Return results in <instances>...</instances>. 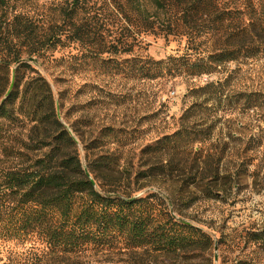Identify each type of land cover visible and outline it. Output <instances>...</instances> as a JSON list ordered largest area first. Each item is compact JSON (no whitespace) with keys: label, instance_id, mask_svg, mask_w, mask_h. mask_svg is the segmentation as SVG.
<instances>
[{"label":"rangeland","instance_id":"374dc122","mask_svg":"<svg viewBox=\"0 0 264 264\" xmlns=\"http://www.w3.org/2000/svg\"><path fill=\"white\" fill-rule=\"evenodd\" d=\"M79 1L75 26L62 14L64 8L72 10L75 0L33 1L43 30L55 23L62 36L30 58L32 69L24 76L49 81L58 118L77 142L96 187L122 195L154 193L152 216L166 217L170 210L178 221L203 230L211 242L177 252L118 244L58 256L35 236L0 238V264H237L240 257L264 264V248L246 238L264 222V43L252 40L251 32L232 35L235 24L251 29L244 0H218L224 20L214 31L208 28L215 23L212 16H186L183 0L167 1L165 9L147 1L145 18L134 11L135 17L128 14L131 21L120 13L117 0ZM238 46L252 47L253 54L223 62L199 78L141 77L144 60L187 53L207 58ZM152 62L150 73H157ZM206 83L209 88L197 100L206 99V106L197 107L189 121L199 126L202 118L207 124L217 120L210 138L185 152L145 151L180 128L182 115L196 102L189 88ZM199 149L201 155L195 153ZM207 155L219 161L216 177L195 174L197 160Z\"/></svg>","mask_w":264,"mask_h":264},{"label":"trees","instance_id":"16d2710c","mask_svg":"<svg viewBox=\"0 0 264 264\" xmlns=\"http://www.w3.org/2000/svg\"><path fill=\"white\" fill-rule=\"evenodd\" d=\"M33 1L0 0V238L26 241L35 236L44 243L46 251L58 256L114 248L118 244L127 248L149 246L168 252L208 247L209 235L193 224L178 221L170 210L166 217L152 216L156 205L154 193L122 195L114 189L95 186L89 170L83 166L77 142L58 118L49 81L37 75L27 79L24 76L27 69H32L30 58L42 55L62 36L55 31V23L43 30ZM75 1L72 10H62L72 26L76 25L78 5H82L81 1ZM147 1H155L165 9V3L172 0H117L116 5L123 17L131 21L134 11L140 13L138 17L145 18ZM183 1L187 2L186 16L209 14L215 22L209 30L219 29L224 18L218 12V0ZM241 4L251 15V31L235 24L232 35L251 32L252 40L264 43V2L244 0ZM251 48L220 50L207 58L187 53L156 62L144 60L140 63L141 77L156 79L168 74L199 78L223 62L252 55ZM150 62L157 66V73H150ZM209 86L206 83L189 88L191 94H196V102L182 115L180 128L171 136H163L156 145H148L145 151L185 152L210 138L217 120L207 124V119L202 118L200 123L196 122L199 126L189 121L192 114H197V107L206 106V99L197 100ZM205 124L204 129L197 128ZM200 150L195 153L201 155ZM196 165L202 168L197 166L195 174L218 176L219 161L212 160L211 155L198 159ZM246 238L264 248V222L250 229ZM238 260L237 264H255L242 257Z\"/></svg>","mask_w":264,"mask_h":264}]
</instances>
